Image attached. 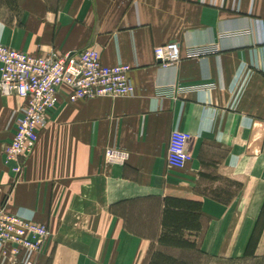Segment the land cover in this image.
Segmentation results:
<instances>
[{
  "label": "crops",
  "instance_id": "0c3cea01",
  "mask_svg": "<svg viewBox=\"0 0 264 264\" xmlns=\"http://www.w3.org/2000/svg\"><path fill=\"white\" fill-rule=\"evenodd\" d=\"M171 42L177 67L154 55ZM0 43L94 48L104 65H130L136 88L75 103L63 88L19 177L6 151L25 100L0 90V208L49 230L33 264H264V0H0ZM174 130L192 135L184 170L167 161ZM109 148L125 163H108ZM185 203L200 222L179 229L199 232L212 259H147ZM257 225L260 259H242Z\"/></svg>",
  "mask_w": 264,
  "mask_h": 264
},
{
  "label": "built area",
  "instance_id": "2783aa9c",
  "mask_svg": "<svg viewBox=\"0 0 264 264\" xmlns=\"http://www.w3.org/2000/svg\"><path fill=\"white\" fill-rule=\"evenodd\" d=\"M202 48L188 49L191 58L206 54ZM154 55L161 65L177 67L183 59L178 42L154 48ZM0 90L4 97L19 96L25 100L20 111L12 142L6 151L7 162L17 175L23 171L24 162L34 152L39 133L60 103L63 88L67 101H89L102 97L126 98L136 94L132 83L130 65L119 63L104 65L100 52L89 48L77 53L61 55L56 51L46 54H27L0 43ZM192 135L174 130L169 140L168 164L184 170L192 161L189 145ZM128 154L109 148L105 158L111 164L125 163ZM49 235L45 225L24 213L11 214L0 208V257L13 264H33L32 256L41 251Z\"/></svg>",
  "mask_w": 264,
  "mask_h": 264
},
{
  "label": "rangeland",
  "instance_id": "374dc122",
  "mask_svg": "<svg viewBox=\"0 0 264 264\" xmlns=\"http://www.w3.org/2000/svg\"><path fill=\"white\" fill-rule=\"evenodd\" d=\"M179 207L184 209V213L170 216L169 221L176 230L172 228L171 231L167 232L161 246H153L147 259H212L206 257L199 248V232L192 233L186 231L187 229L184 231L179 229L187 226L197 228L200 222V219L193 214V209L188 203L179 204ZM260 228L256 233L254 243L248 248L246 257L242 259H260L254 257L255 242L260 234Z\"/></svg>",
  "mask_w": 264,
  "mask_h": 264
},
{
  "label": "trees",
  "instance_id": "16d2710c",
  "mask_svg": "<svg viewBox=\"0 0 264 264\" xmlns=\"http://www.w3.org/2000/svg\"><path fill=\"white\" fill-rule=\"evenodd\" d=\"M262 220L264 221V211H263V214H262L261 219H260V221H259V225H260V222H262ZM259 225H257V228H256V230H255V232H254V234H253V236H252V238H251V242H250V244H249V247L252 245V243H254V239H255L256 233H257V231H258V227H259ZM258 238H259V236H258ZM258 238H257V240H256V242H255V246H256V243H257V241H258ZM249 247H248V248H249Z\"/></svg>",
  "mask_w": 264,
  "mask_h": 264
}]
</instances>
